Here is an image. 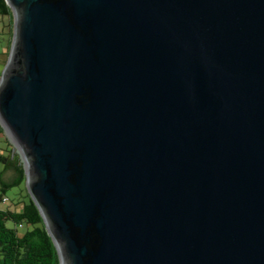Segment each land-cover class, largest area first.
<instances>
[{
	"label": "water",
	"instance_id": "95a60500",
	"mask_svg": "<svg viewBox=\"0 0 264 264\" xmlns=\"http://www.w3.org/2000/svg\"><path fill=\"white\" fill-rule=\"evenodd\" d=\"M0 126L59 264H264V0H6Z\"/></svg>",
	"mask_w": 264,
	"mask_h": 264
},
{
	"label": "trees",
	"instance_id": "16d2710c",
	"mask_svg": "<svg viewBox=\"0 0 264 264\" xmlns=\"http://www.w3.org/2000/svg\"><path fill=\"white\" fill-rule=\"evenodd\" d=\"M0 17L13 18L6 0H0ZM10 27L13 22L9 21ZM12 35V34H11ZM11 40L7 51H10ZM3 129L0 126V134ZM0 155L4 167L0 171V264H59V257L51 236L46 230L42 216L34 201L27 193L20 210L7 207L10 202L8 193L21 188L26 182V173L20 155ZM8 171L13 172L9 179ZM4 198L8 199L4 203Z\"/></svg>",
	"mask_w": 264,
	"mask_h": 264
},
{
	"label": "rangeland",
	"instance_id": "374dc122",
	"mask_svg": "<svg viewBox=\"0 0 264 264\" xmlns=\"http://www.w3.org/2000/svg\"><path fill=\"white\" fill-rule=\"evenodd\" d=\"M12 21L14 23V16L12 19L9 17H0V80L2 77V72L7 64V61L9 59V53L10 51H7V44L8 41L13 40V31H14V26L10 27L9 21ZM12 34V35H11ZM3 129V128H2ZM12 155H19L17 148L14 146V144L11 142L9 137L6 135L3 129V133L0 134V155L4 156H9ZM21 161L24 165V161L21 158ZM4 167V163L0 162V171ZM13 176L12 171H8L5 174V178L9 179ZM28 193V190L26 188V182L25 185L22 186L21 188H14L11 191H9L7 196L10 199V202L7 206H2V207H7L12 210H20L21 209V202L24 199L25 195Z\"/></svg>",
	"mask_w": 264,
	"mask_h": 264
},
{
	"label": "built area",
	"instance_id": "2783aa9c",
	"mask_svg": "<svg viewBox=\"0 0 264 264\" xmlns=\"http://www.w3.org/2000/svg\"><path fill=\"white\" fill-rule=\"evenodd\" d=\"M4 203H7L8 202V199L7 198H4V201H3Z\"/></svg>",
	"mask_w": 264,
	"mask_h": 264
},
{
	"label": "bare ground",
	"instance_id": "6f19581e",
	"mask_svg": "<svg viewBox=\"0 0 264 264\" xmlns=\"http://www.w3.org/2000/svg\"><path fill=\"white\" fill-rule=\"evenodd\" d=\"M62 264H64L63 261H62Z\"/></svg>",
	"mask_w": 264,
	"mask_h": 264
}]
</instances>
